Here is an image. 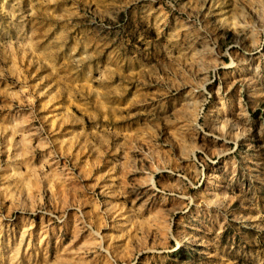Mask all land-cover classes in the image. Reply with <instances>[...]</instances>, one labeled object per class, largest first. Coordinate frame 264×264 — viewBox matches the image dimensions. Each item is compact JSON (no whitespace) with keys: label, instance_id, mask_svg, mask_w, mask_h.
<instances>
[{"label":"rangeland","instance_id":"374dc122","mask_svg":"<svg viewBox=\"0 0 264 264\" xmlns=\"http://www.w3.org/2000/svg\"><path fill=\"white\" fill-rule=\"evenodd\" d=\"M0 264H264V0H0Z\"/></svg>","mask_w":264,"mask_h":264},{"label":"bare ground","instance_id":"6f19581e","mask_svg":"<svg viewBox=\"0 0 264 264\" xmlns=\"http://www.w3.org/2000/svg\"><path fill=\"white\" fill-rule=\"evenodd\" d=\"M188 96V95H187Z\"/></svg>","mask_w":264,"mask_h":264}]
</instances>
